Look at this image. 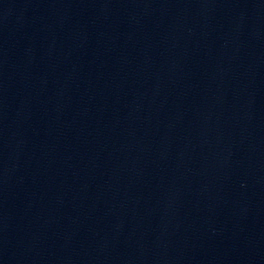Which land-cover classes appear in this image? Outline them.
Masks as SVG:
<instances>
[{
    "label": "water",
    "instance_id": "1",
    "mask_svg": "<svg viewBox=\"0 0 264 264\" xmlns=\"http://www.w3.org/2000/svg\"><path fill=\"white\" fill-rule=\"evenodd\" d=\"M0 264H264V0H0Z\"/></svg>",
    "mask_w": 264,
    "mask_h": 264
}]
</instances>
